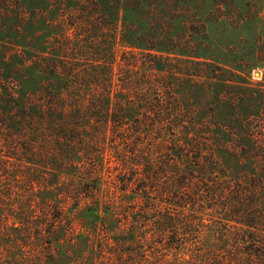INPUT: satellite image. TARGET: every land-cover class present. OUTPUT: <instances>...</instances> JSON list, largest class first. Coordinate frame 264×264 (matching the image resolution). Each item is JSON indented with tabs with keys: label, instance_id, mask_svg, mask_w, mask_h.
<instances>
[{
	"label": "trees",
	"instance_id": "obj_1",
	"mask_svg": "<svg viewBox=\"0 0 264 264\" xmlns=\"http://www.w3.org/2000/svg\"><path fill=\"white\" fill-rule=\"evenodd\" d=\"M68 2L73 37L50 75L42 74L51 85L40 92L37 69L15 73L9 62L13 86L0 101V153L23 140L32 157L46 155L56 181L71 183L64 206L74 211L89 202L83 210L95 227L105 179L128 197L117 219L125 234L106 233L91 258L264 264V95L252 94L251 103L218 96L232 112L231 126L249 125L229 139L178 93L196 77L240 86L229 78L244 80L264 64V0ZM18 18L33 31L34 17ZM13 22L11 33L19 27ZM225 160L243 173L229 175Z\"/></svg>",
	"mask_w": 264,
	"mask_h": 264
},
{
	"label": "rangeland",
	"instance_id": "obj_2",
	"mask_svg": "<svg viewBox=\"0 0 264 264\" xmlns=\"http://www.w3.org/2000/svg\"><path fill=\"white\" fill-rule=\"evenodd\" d=\"M226 2L229 3V0H219L218 3ZM69 5L72 4L68 0H45L44 4L39 0H0V101H8L4 93L5 87L11 86L7 82L9 72L6 70L10 61L15 63V73L21 68L38 70L40 92L51 85V81L42 78V74L47 72L49 76L52 61L67 54L65 49L73 37L69 16L74 7ZM25 13L30 18L34 17L31 32L26 31L25 21L17 19L18 15L21 17ZM12 18H15V22ZM12 22L19 26L15 33H11L8 27ZM229 79L244 84L238 86L233 83L221 88L214 86L213 80L196 77L197 84H180L178 93L184 103L197 109L200 121L208 124L219 122L222 128L217 129V133L231 139L230 133H248L249 125L247 122H236L231 126L229 117L232 112L219 104V101L224 102V97L218 96L227 93L226 96L231 99L251 103L252 94L261 91L264 95V64L248 71L244 80ZM257 98H260L259 95ZM27 145L21 140L19 148L0 153V204L5 209L0 217V264H106L102 256L95 254L91 258L90 251L99 249V243L106 240V233L113 236L125 234V227L117 219L128 197L122 196L105 179L96 209L99 220L95 227L94 217L83 210L89 202H84L74 211L64 206L71 196V183L63 179L58 183L46 155L43 157V153L38 152L37 156L32 157ZM29 155L32 160L27 161ZM224 164L228 174L233 177L243 173L241 164L226 160ZM61 206L65 207L64 210ZM79 234L82 238L74 241L75 235Z\"/></svg>",
	"mask_w": 264,
	"mask_h": 264
}]
</instances>
